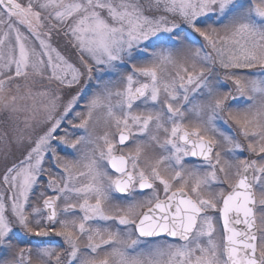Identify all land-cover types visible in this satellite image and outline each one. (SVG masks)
<instances>
[{
	"label": "snow or ice",
	"instance_id": "obj_1",
	"mask_svg": "<svg viewBox=\"0 0 264 264\" xmlns=\"http://www.w3.org/2000/svg\"><path fill=\"white\" fill-rule=\"evenodd\" d=\"M0 264H264V0H0Z\"/></svg>",
	"mask_w": 264,
	"mask_h": 264
}]
</instances>
